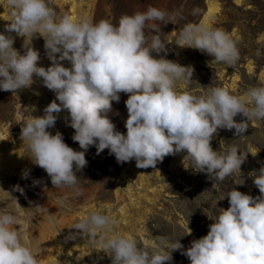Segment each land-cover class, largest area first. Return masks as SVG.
Returning a JSON list of instances; mask_svg holds the SVG:
<instances>
[{
    "label": "clouds",
    "instance_id": "obj_1",
    "mask_svg": "<svg viewBox=\"0 0 264 264\" xmlns=\"http://www.w3.org/2000/svg\"><path fill=\"white\" fill-rule=\"evenodd\" d=\"M50 2L6 0L10 23L5 31L23 37L25 51L21 54L13 47L11 35L0 33V90L15 93L29 88L35 76L55 93L56 99L42 116L22 121L20 133L24 154L47 173L53 188L82 195L76 172L87 165L85 153L90 146L96 147L97 154L107 149L117 163L135 160L141 169H155L166 156L184 152L192 169L206 173L214 182H224L237 171L241 174L247 154L235 145L220 153L212 148L211 140L219 129H235L234 136H243L252 120H264V84L248 88L242 96L220 86L193 95L179 87L181 81L187 85L192 80L193 67L153 56V52L167 51L159 35L153 34L150 43L146 40V28L157 33V22H172L178 13L149 6L146 11L124 14L113 24L88 17L57 18ZM36 34L45 41L51 61L47 68L38 66L39 52L31 46ZM175 42L229 67L240 59L232 36L207 23L185 24ZM65 60L71 67L63 66ZM121 93L128 94L126 134L116 130L108 115ZM63 110H67L65 122L74 129L72 140L78 142L79 151L66 144L59 131H48ZM237 115L242 117L239 122L234 119ZM250 175L260 195L231 188L225 195L229 207L221 208L207 234L194 239L187 249L179 239L166 237H159L156 244L140 245L119 234L118 220L102 211H89L71 228L99 243L112 264H165L176 250L190 264H264V166ZM22 178H28V172ZM234 182L242 184L243 180ZM14 190L23 192L19 185ZM16 227L14 211L0 213V264H38Z\"/></svg>",
    "mask_w": 264,
    "mask_h": 264
},
{
    "label": "rangeland",
    "instance_id": "obj_2",
    "mask_svg": "<svg viewBox=\"0 0 264 264\" xmlns=\"http://www.w3.org/2000/svg\"><path fill=\"white\" fill-rule=\"evenodd\" d=\"M214 1L218 9L208 24L229 33L240 51V59L232 67L175 42L185 24L202 21L208 0H51L50 6L57 18L68 15L76 20L72 15H77V19L88 17L93 22L106 20L113 24L122 15L146 11L149 6L178 13L172 22H157L160 29L157 33L145 29L148 43L157 34L166 46V52L152 55L192 66V80L187 85L181 81L179 87L193 95H202L208 88L220 86L242 96L248 88L264 84V79L258 76L264 66V0ZM194 10L198 12L193 14ZM2 13L7 14L2 17L7 19L3 21L0 15V33L11 35L13 47L23 54L24 38L5 31L10 23L6 0H0ZM44 43V38L36 34L31 46L39 52L38 66L47 68L51 61ZM61 63L71 67L69 61ZM127 98L128 94L121 93L119 102H112V111L108 114L116 130L124 134ZM55 99V93L35 76L29 88L15 93L0 90V213L14 211L17 215L16 230L36 255L38 264H112L111 256L99 243L75 234L77 230L71 228L91 210L116 218L117 232L136 239L140 245L156 244L159 237H166L173 241L179 239L187 249L194 239L207 234L217 213L229 207L225 195L231 188L253 197L260 195L250 173L264 166V120L255 119L243 136H234L235 129H219L211 140L212 148L220 153L235 145L242 154H247L241 164V174L237 171L224 182H214L206 173L193 170L191 161L184 159V152L166 156L155 169H141L136 167L135 160L117 163L107 149L97 154L95 146H90L85 153V168L76 172L81 196L68 188H53L47 173L34 164L26 170L28 178H22L23 172L16 171L21 170L19 166L28 157L20 136L21 123L32 119ZM65 111L57 114L56 126L51 132L59 131L64 142L79 151L78 142L72 140L74 129L64 125ZM234 119L239 122L242 117L237 115ZM240 179L242 184L234 182ZM15 185L23 192L14 190ZM171 255L172 260L165 264H190L179 250L172 251Z\"/></svg>",
    "mask_w": 264,
    "mask_h": 264
},
{
    "label": "bare ground",
    "instance_id": "obj_3",
    "mask_svg": "<svg viewBox=\"0 0 264 264\" xmlns=\"http://www.w3.org/2000/svg\"><path fill=\"white\" fill-rule=\"evenodd\" d=\"M209 1V4H208V9H207V11H206V13L204 14V16H203V18H202V21L200 22V23H209L208 22V20L213 16V12H215V10H217L218 9V5H217V2H215L214 0H208ZM73 6V5H72ZM73 9H74V7H73ZM72 9V11H77V10H73ZM3 13H5V12H3ZM3 13L2 14H0L1 15V18L5 15H7V14H4L3 15ZM72 16H74V18H76L77 19V15H72ZM72 19H73V17H71ZM3 19V18H2ZM4 19H7L6 17L4 18ZM4 19H3V21H4ZM259 77H261L262 79H264V66H263V68H262V70L260 71V73H259V75H258ZM19 93V92H18ZM63 111H65V110H63ZM66 112V111H65ZM64 113V112H63ZM44 114V110H42V111H40L39 113H37L36 114V116H42ZM65 115H68V113L66 112V113H64ZM63 114V115H64ZM62 115V116H63ZM64 115V116H65ZM65 120V119H64ZM63 120V121H64ZM65 122V121H64ZM66 124V122L64 123V125ZM67 125V124H66ZM65 125V126H66ZM55 126H56V124H55ZM55 126L54 127H52V128H50V133H52L51 131L52 130H54L55 129ZM67 127V126H66ZM32 165H33V163L31 162V160L28 158V160L24 163V164H22L21 166H19L20 168H21V170H19L20 168H18V169H16V170H19V171H16L17 173H21V172H24V171H26L27 169H29L30 167L32 168ZM34 166V165H33ZM12 171H14L13 169H12ZM200 238V237H199ZM199 238H197V239H199Z\"/></svg>",
    "mask_w": 264,
    "mask_h": 264
}]
</instances>
